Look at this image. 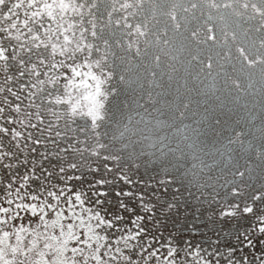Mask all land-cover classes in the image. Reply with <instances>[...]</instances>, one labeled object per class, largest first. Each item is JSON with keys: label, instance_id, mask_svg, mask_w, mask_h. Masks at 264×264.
Instances as JSON below:
<instances>
[{"label": "rangeland", "instance_id": "rangeland-1", "mask_svg": "<svg viewBox=\"0 0 264 264\" xmlns=\"http://www.w3.org/2000/svg\"><path fill=\"white\" fill-rule=\"evenodd\" d=\"M0 264H264V0H0Z\"/></svg>", "mask_w": 264, "mask_h": 264}, {"label": "snow or ice", "instance_id": "snow-or-ice-1", "mask_svg": "<svg viewBox=\"0 0 264 264\" xmlns=\"http://www.w3.org/2000/svg\"><path fill=\"white\" fill-rule=\"evenodd\" d=\"M99 195L103 196V195H105V193L104 192H100Z\"/></svg>", "mask_w": 264, "mask_h": 264}]
</instances>
